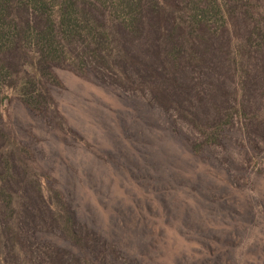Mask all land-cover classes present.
I'll return each mask as SVG.
<instances>
[{"label":"trees","instance_id":"16d2710c","mask_svg":"<svg viewBox=\"0 0 264 264\" xmlns=\"http://www.w3.org/2000/svg\"><path fill=\"white\" fill-rule=\"evenodd\" d=\"M72 79L91 102L115 86L163 104L180 131L144 141L178 146L187 160L182 217L117 146L102 145L97 164L77 159L90 133L71 114ZM6 89L25 114L21 129L6 125ZM116 99L114 110L126 105ZM236 130L264 155V0H0V264H264V157L247 153L238 165L255 171V203L234 216L206 207L214 202L200 181L204 153L235 163ZM73 164L84 167L77 191L63 178ZM135 207L154 229L134 223ZM176 235L194 239L193 255Z\"/></svg>","mask_w":264,"mask_h":264},{"label":"rangeland","instance_id":"374dc122","mask_svg":"<svg viewBox=\"0 0 264 264\" xmlns=\"http://www.w3.org/2000/svg\"><path fill=\"white\" fill-rule=\"evenodd\" d=\"M236 27V29H232V32L239 34V36L243 35V25L236 24ZM237 81L239 80H232L230 84L233 86V83H237ZM69 86V98L73 100L76 94L78 95L77 108L71 114L83 119L87 123L90 133V137L81 140L82 150L88 153L84 157L77 159L81 163L91 161L97 164V161L101 158L102 145L117 146L126 155L127 159L131 160L133 165H137V174L144 175L150 183H157L163 190L165 189L166 192H170L169 206L173 207L177 216L182 217L181 204L185 197V191L188 188L186 184L188 179L185 174L188 165L187 160L178 146L169 145L164 147V143L162 142H152L148 139L144 141V138L148 134L149 138L154 137L156 131L162 133L168 129L173 132L180 131V126H176L173 118L165 113L166 110L163 104L148 98L146 93L142 92V89H139L141 91H138L137 95H133L131 93L125 94L115 86L107 88L112 93L102 94L98 102H91L84 96L81 97L82 95L79 91V89L83 88L81 83L79 84L75 79H72L69 81ZM126 86L129 87L130 85L126 84ZM93 93H96V91L93 90ZM117 95L124 98L126 105L114 110L118 106ZM4 96L6 101L2 105V113L7 127L17 130L23 128L26 123L25 114L19 106H13V102L16 100V93L11 89H6ZM57 107L60 108L59 112H61L64 102L59 101ZM171 111L174 112L173 110ZM61 114L63 118H66L68 123H71L69 117L64 115L63 112ZM120 117L124 122H119ZM154 127L159 130H156ZM181 130H183L182 138H186V131L189 130L187 127ZM233 138L232 141L228 142V150L235 163H231L228 169L222 167L211 152L203 154L200 161L201 167H199L202 174L200 178L202 188L210 200L214 202V204H206V207L212 210L217 205H220L223 210L229 209L232 216H234L235 210H247L250 206H254L255 203V193H253L250 185H248L253 181L255 171L252 169H242L238 165L243 163V160L247 158V153H253L258 160H262L264 157L262 154L256 155L251 150L249 140L239 130H236ZM50 145L54 149H57L59 142L56 138H53L50 140ZM215 152L223 160H226V157L229 155L226 156L220 149L215 150ZM71 159L74 162L72 157ZM192 165L194 166V163ZM35 167H37L38 171L42 172L41 167L37 165ZM69 170V173L63 172V178H67V185H70L71 190L77 191L79 190V179H82V174L84 173V167L73 164ZM42 183L45 195L48 196L49 185L45 178L42 179ZM188 203L187 207H190V212L197 218L198 213L196 217L195 212L197 211L192 207V202L188 201ZM135 208L137 212L133 211L131 215L134 223L154 229L155 223L146 216L145 212H143L145 217L143 218V214L137 207ZM194 221L198 222L196 219ZM203 223L207 225L205 220H203ZM175 239L176 241H174L177 242L179 250L185 254L193 255L188 249L190 246L195 245L196 249H198V246L191 242L194 241L191 236L188 239L184 238V236L176 235ZM155 240L159 241V237H155ZM153 246L158 248L157 245L153 244ZM128 255L131 256V252ZM143 261L145 264V258H143Z\"/></svg>","mask_w":264,"mask_h":264}]
</instances>
